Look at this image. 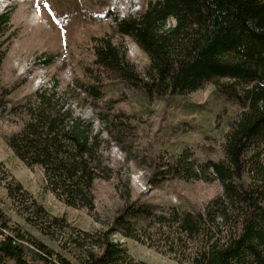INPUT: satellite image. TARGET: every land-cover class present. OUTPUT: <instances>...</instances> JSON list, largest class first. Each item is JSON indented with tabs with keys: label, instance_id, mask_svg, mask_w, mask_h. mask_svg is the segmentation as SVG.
I'll use <instances>...</instances> for the list:
<instances>
[{
	"label": "trees",
	"instance_id": "1",
	"mask_svg": "<svg viewBox=\"0 0 264 264\" xmlns=\"http://www.w3.org/2000/svg\"><path fill=\"white\" fill-rule=\"evenodd\" d=\"M114 25L116 34L130 39L148 58L145 73L128 59L122 42L96 39L94 69L86 70L96 85L83 87L87 96L102 101L99 82L111 74L118 84L150 97L186 96L211 83L215 96L238 111L222 132L219 158L203 162L183 151L167 166V175L176 180L219 182V197L201 211L173 205L128 208L124 214L131 221L118 217L98 237L103 252L87 253L81 264H148L135 261L112 239L115 234L161 250L180 264H264V0L149 1L142 12L115 18ZM10 30L11 13L0 14V118L22 117L23 122L8 145L25 166L41 168L58 200L92 211L95 183L109 176L99 153L101 133L94 119L75 114L69 93L59 92L57 84L11 104L13 89L1 77ZM52 62V57L45 60ZM105 114L96 118L111 132L122 130L124 113ZM6 168L0 162L2 177L8 175ZM27 246L18 237L0 239V264H70Z\"/></svg>",
	"mask_w": 264,
	"mask_h": 264
},
{
	"label": "rangeland",
	"instance_id": "2",
	"mask_svg": "<svg viewBox=\"0 0 264 264\" xmlns=\"http://www.w3.org/2000/svg\"><path fill=\"white\" fill-rule=\"evenodd\" d=\"M149 1L157 0H0V14L11 13L8 53L1 70L4 85L13 89L11 104L57 84L59 92L69 93L66 97L77 116L94 119L95 130L101 133L99 153L109 174L95 183L92 211L66 205L48 189L41 168H28L9 147L8 138L20 131L22 117L0 118V162L8 171L5 177L0 174V239L18 237L30 250L49 251L57 259L81 264L87 253L103 252L98 237L118 217L131 221L124 214L128 208L173 205L201 211L223 193L217 181L187 182L167 175V166L183 151L203 162L220 157L222 132L238 109L216 97L213 84L186 96L150 97L118 84L111 74L109 80L99 82L102 101L84 93L85 85H96L86 74L88 68L94 69L96 39L122 42L128 59L144 75L148 58L130 39L114 32V21L142 12ZM49 57L53 62L48 65ZM105 113H124L122 130L111 132L96 118ZM19 184L21 190L12 191L10 187ZM112 239L122 243L137 262L180 264L173 256L121 234Z\"/></svg>",
	"mask_w": 264,
	"mask_h": 264
}]
</instances>
